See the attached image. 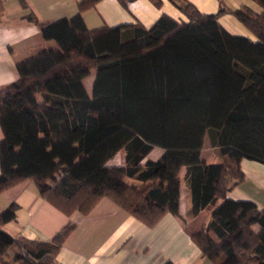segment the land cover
I'll use <instances>...</instances> for the list:
<instances>
[{
    "label": "trees",
    "instance_id": "1",
    "mask_svg": "<svg viewBox=\"0 0 264 264\" xmlns=\"http://www.w3.org/2000/svg\"><path fill=\"white\" fill-rule=\"evenodd\" d=\"M99 1L78 2L70 19L28 18L54 46L17 63L16 79L0 86V194L31 181L65 216H85L106 198L152 227L165 214L180 217L183 180L187 216L209 210L190 235L201 255L264 264V210L226 198L243 181L242 159L264 164V0H250L259 13L215 14L166 0L185 21L162 13L148 28L88 30L80 14ZM116 1L126 9L135 0ZM225 14L255 40L228 34L217 21ZM92 70L88 95L82 80ZM204 137L213 164L200 159ZM154 147L162 154L147 159ZM119 152L122 165H108ZM15 211L14 203L0 210V264H52L74 225L47 241L15 238L2 228Z\"/></svg>",
    "mask_w": 264,
    "mask_h": 264
},
{
    "label": "crops",
    "instance_id": "2",
    "mask_svg": "<svg viewBox=\"0 0 264 264\" xmlns=\"http://www.w3.org/2000/svg\"><path fill=\"white\" fill-rule=\"evenodd\" d=\"M80 1L0 0V86L16 79L17 63L34 57L48 45L54 46L53 41H44L40 37L37 26L28 18L34 16L40 23L70 19L77 14ZM187 1L202 14H215L220 7L231 10L246 7L255 13L260 12V8L250 0ZM162 13L177 22L185 21V17L166 0H162L160 9L148 0L130 2L126 9L116 0H100L94 8L82 12L80 17L88 30L137 23L148 28ZM217 21L228 34L255 40L233 16L225 14ZM94 74L92 70L82 80L86 92L85 83L88 81L91 89ZM161 154L162 150L154 147L146 158L156 160ZM213 157L217 158L212 149L204 151L203 140L200 159L213 164L210 161ZM120 165L122 162L111 166ZM240 170L243 181L227 192L226 198L250 201L264 210V164L242 159ZM11 203L16 205L15 218L2 228L15 238L47 241L66 225H74L52 264H212L190 239L191 234L205 226L209 210L200 211L191 218L187 216L190 202L183 180L180 217L165 214L152 227L143 225L106 198L100 199L85 216L78 213L65 216L37 194L31 181L0 194V210Z\"/></svg>",
    "mask_w": 264,
    "mask_h": 264
},
{
    "label": "rangeland",
    "instance_id": "3",
    "mask_svg": "<svg viewBox=\"0 0 264 264\" xmlns=\"http://www.w3.org/2000/svg\"><path fill=\"white\" fill-rule=\"evenodd\" d=\"M48 47H53V45H48ZM87 85V93L90 95V87L88 81H86L85 86ZM212 149L209 145L207 137H204V151L209 152V150ZM212 163H215L217 161V158L213 157ZM122 162V152H119L111 161L110 165H118L119 163L121 164Z\"/></svg>",
    "mask_w": 264,
    "mask_h": 264
}]
</instances>
